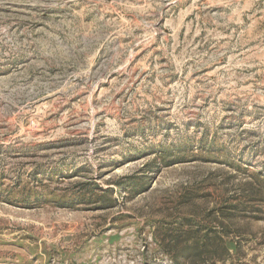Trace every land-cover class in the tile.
Wrapping results in <instances>:
<instances>
[{
	"label": "rangeland",
	"instance_id": "obj_1",
	"mask_svg": "<svg viewBox=\"0 0 264 264\" xmlns=\"http://www.w3.org/2000/svg\"><path fill=\"white\" fill-rule=\"evenodd\" d=\"M0 264H264V0H0Z\"/></svg>",
	"mask_w": 264,
	"mask_h": 264
},
{
	"label": "trees",
	"instance_id": "obj_2",
	"mask_svg": "<svg viewBox=\"0 0 264 264\" xmlns=\"http://www.w3.org/2000/svg\"><path fill=\"white\" fill-rule=\"evenodd\" d=\"M253 197H255V196H253ZM217 239L219 241V245H221L223 248H225L227 250V248L224 245L223 238L221 236H218ZM200 241L201 242H199L197 238L189 241V244L185 246V248L187 249L186 252L188 253V251H193L194 254L201 255V254L205 253L206 251H210L208 249L211 247V245L213 247V242L209 238H207L205 240L202 239ZM217 243L215 244L216 247L218 246Z\"/></svg>",
	"mask_w": 264,
	"mask_h": 264
}]
</instances>
